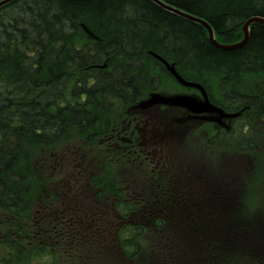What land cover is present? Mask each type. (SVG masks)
Masks as SVG:
<instances>
[{"label": "trees", "instance_id": "trees-1", "mask_svg": "<svg viewBox=\"0 0 264 264\" xmlns=\"http://www.w3.org/2000/svg\"><path fill=\"white\" fill-rule=\"evenodd\" d=\"M145 1L155 10L148 17L135 7L133 0H12L5 4L7 9L0 14V82L7 84L3 90L0 88V130L3 134L7 131L10 137L0 141V207L12 215L17 212L24 217L31 205L29 199L47 196L44 183L50 166L58 167L71 161L74 165L71 170H84L85 175H88V166L93 169L100 166L103 175L94 173L90 186L97 190L98 200L117 196L121 209L126 211L123 218L128 216L129 208L122 199L119 181L113 183L106 177L113 172L117 161L94 157L88 150L81 149L95 142V136L108 131L120 112L119 107H113L117 97L129 102L141 95L137 93L139 89L133 87L138 73L148 78L147 67L139 60L147 46L156 51L166 46L175 47L169 53L160 51L164 56H180L187 60L182 63L184 67L200 69V73L221 69L264 70V25L253 24L244 46L225 51L207 40L199 24ZM167 1L204 17L214 30H220L219 33L225 29L222 24L236 21L229 30L235 33L248 16H264V0ZM208 9L216 14L214 18L205 14ZM166 14L189 26L168 25L170 20ZM81 18L93 25L92 31L98 39L76 26ZM112 35L117 36L115 43L104 41ZM76 36H81L78 40L81 47L73 41ZM128 47L133 51L127 52ZM83 51L88 55L84 56ZM111 57L117 64L110 73L106 70ZM105 60L107 66L99 68ZM70 69L74 71L70 75L80 78L82 86L72 83L67 88L66 75ZM86 81L91 82L88 88H85ZM16 118L20 122L10 127V120ZM59 119L66 124L61 132L56 130ZM224 135L230 136L228 132L223 138ZM60 144L74 149L69 162L59 161L60 156L55 153ZM177 222L185 231L191 229V233L176 248L171 241L167 246L158 243L150 252H145L137 240L141 227L132 223L123 235L122 253L116 249L115 254H123L130 264H264V250L252 247L251 243L255 242L251 238L246 239V246L242 242L245 235H258L253 233L258 231L256 225L232 220L225 234L222 221L212 224L197 219L188 222L186 227ZM75 225L71 222L70 227ZM73 239L80 242L76 246H104L100 237L92 241L88 237L77 239L69 235L68 242ZM26 249L10 241L1 247L0 259L6 264L18 259L27 261Z\"/></svg>", "mask_w": 264, "mask_h": 264}, {"label": "rangeland", "instance_id": "rangeland-1", "mask_svg": "<svg viewBox=\"0 0 264 264\" xmlns=\"http://www.w3.org/2000/svg\"><path fill=\"white\" fill-rule=\"evenodd\" d=\"M209 10L210 9H208V12L211 13V11H209ZM118 14H120V13H118ZM240 33H241L240 27H238L237 32H235V33H233V32L227 33L226 32L224 35H218V37H222V39L224 41H227V42L235 41V40L239 39ZM188 71H190L189 73H191L190 69ZM249 72H251V71H249ZM148 74H149V78L154 79V82H156L157 78H159L158 83H157L158 84L157 89L159 88L161 91L173 92V91H177V89H181L180 85L175 80H173L171 77H169L167 74H165V76H163V74H161V73L158 74L153 70H149ZM191 74H193V73H191ZM234 74H237V73L231 72L227 69H221V70L211 71V75H208L206 71L204 73H200V76H201L200 78L203 79L208 84V90L210 91L212 97L216 101L222 102V103L225 102V100L230 101L236 97L258 96L260 93L262 94L264 92V78H262L261 75L250 74V73L242 74L240 79L239 80L237 79L238 81H240L241 86H239V87L234 86L231 88L230 86L227 85V82H229V78L232 77ZM194 76H196V74ZM155 77H157V78H155ZM242 77H243V79L241 80ZM160 80H161V82H160ZM256 84H258V85H256ZM148 90H150V89H148ZM143 96H144V94H143ZM234 102L235 101H233V103ZM225 103H227V102H225ZM235 103L238 104L239 102L237 101ZM128 119H132V118H128ZM205 132H206V129H202V130H199L198 133L190 134V138H186V139L188 142H190L191 139L193 141H191L190 144L189 143H187V144H189L190 146H192L193 148L196 149V151H194V153H193L195 156H197L198 154H200L202 156L208 155L210 157V159H213L211 161L212 162L211 166L213 169L216 168L214 165L220 164L221 166H223L224 155L228 151V148L224 147L223 145H220L218 143H212L211 142L209 144L208 138L204 134ZM198 151H200V153H198ZM94 152L99 153L98 148H95ZM255 154L258 156L259 160H261V157L264 160V152L259 153L256 151ZM228 158L230 160L229 155H228ZM131 170L132 169H125V171H127L128 173L131 172ZM225 170H227V169H220L222 176H224ZM233 171H238L236 166L233 168ZM149 172H150V170H147V169L144 170V173L146 175H148ZM133 173H136L135 170L133 171ZM239 173L243 174V172L241 170L239 171ZM140 174L143 175V172H140ZM243 176L245 178H247L248 176H251V175H249V172L247 171V172H245V175H243ZM109 178L111 179V178H113V176L110 175ZM144 181L145 180L142 179V182H144ZM47 182H48V178H47ZM47 182L44 183L45 186H46ZM68 182H69V180H68ZM70 182H69L68 187H72L70 185ZM142 182H139V183H142ZM237 183H238V181H237ZM246 183H247V181H246ZM250 184H251V190L252 191H250L248 193V195L246 196L247 206L245 205L244 212L247 215L242 216L243 218L251 217L252 214H254L256 212H257V214L262 213L264 215V167H263V171L257 172V174L255 173L254 180H252ZM146 186L148 188H150V186L148 184H146ZM153 190L155 191L154 188H153ZM152 194H153V192H152ZM125 198L127 201V196H125ZM29 201L31 204L29 207V214L30 215L25 220V221H27V224H28V228L26 229L27 232H28V230H31L33 227L40 228V227L47 226V223L45 222V220L42 217H39V215H41V213L43 211H45V212L49 211L46 208H42L38 212L37 211V205H36L37 200H35V198H31V199H29ZM180 204H183V203H180ZM171 205L176 206L175 204H171ZM149 208H150V206L146 205L144 207V210L140 211L138 209L135 213L132 214L133 218H140V219H138V223H140L142 228L139 230V235L137 236V240L140 241L141 246H142V250H144L145 252L146 251L150 252V249L152 250L153 248H155V246L160 241V240H158V234L160 232L164 231L165 229L169 230V231H173V228L170 225H168L169 228H166L167 226H165V224H164L163 227L165 229L163 228L162 231L158 232L152 226L151 221H149L148 219H142L143 217L142 218L140 217L141 214L144 213L146 215V213L148 211L147 209H149ZM213 211H216V209L214 208ZM234 211H237V210H234ZM139 213H141V214H139ZM216 217L217 216L215 215V212H214L213 219ZM256 218H258V217H256ZM3 220L6 221L7 217H4ZM34 220H39L40 222L35 223ZM262 221H264V220H262ZM214 222H216V221H214ZM165 223L167 224L168 221H165ZM256 223L260 224V222H256ZM19 225H20V223H19ZM23 225L24 224L22 223V227H24ZM115 226H116L115 223H113L112 231H114ZM16 227H17V225H16ZM1 228H4V233H5L4 236L11 235L12 231H14L11 228V226H9L8 224H5ZM175 230H177V228H174V231ZM107 232L108 231H101L100 235L104 236V235L108 234ZM92 237L93 236H89L88 238L93 241ZM47 240H49V239H47ZM51 240L52 239H50V241ZM167 240L170 243H171V241L174 242L173 240H171V238H168ZM34 245H36V243ZM92 247L100 249V247H98V246H92ZM89 249H91V247ZM83 251H84V258L81 259V264H92L90 258L93 256H91L89 254V252H88L89 250L85 251L83 249ZM71 254L73 256H75L76 258L82 257V255L75 254V251L71 252ZM95 254H96V256L100 255V252L98 251ZM27 256H28L27 262H25V261L22 262L21 259H18L19 262L16 264H73L71 261L67 262V260L70 258V255L67 254L66 252L59 251V248H57L55 250H45L44 252H37V251L31 250V252H29V254Z\"/></svg>", "mask_w": 264, "mask_h": 264}, {"label": "flooded vegetation", "instance_id": "flooded-vegetation-1", "mask_svg": "<svg viewBox=\"0 0 264 264\" xmlns=\"http://www.w3.org/2000/svg\"><path fill=\"white\" fill-rule=\"evenodd\" d=\"M159 67L164 68L162 64H159ZM196 93L197 92L194 94ZM209 99H211L210 96ZM246 102L249 104L241 108L239 107L240 110L234 109V107L229 104L226 106L224 103H215L217 106L228 112H235L236 110H239V114L236 117L227 118L224 121L229 127V129L225 128L226 131H234L233 135L237 141L241 143V147L243 149H245L246 143H248V145H252V143L257 141L264 142V118H262V116H264V111H260L257 103L254 100H247ZM135 112L136 111H132V119L126 121V123L121 127L120 131H117V133L114 134L115 137L120 138L121 140L131 142L130 147L134 152L136 151V148H134L136 144H134L133 141H137V145H145L152 141L156 135L169 142L170 146H166V151L170 152V149L174 144V139L179 135V133L187 129L195 130L197 128L196 125L200 123L195 118L183 123H179L185 115L189 114L187 110L180 107L156 105L141 111H137V114H135ZM203 115L213 117L215 116V113L210 112ZM202 123L209 125L208 136L210 137L214 134L218 136V132L221 134L223 133L224 129L221 124L201 122L198 126H201ZM213 130L214 133H212ZM154 150V147H150L149 150L142 148L139 150V152L144 153V157H147L148 152L154 153ZM170 153H166V156L163 157L160 156L156 161V164L160 162L161 158H164V161H166ZM177 162H182V160L180 159ZM156 164L154 163L151 169H154ZM240 169H242L241 165ZM195 172V168L189 169L191 178L193 175H195ZM158 177L161 178V173H159ZM177 180L178 187H183L186 185L188 179L185 177H180L177 178Z\"/></svg>", "mask_w": 264, "mask_h": 264}, {"label": "bare ground", "instance_id": "bare-ground-1", "mask_svg": "<svg viewBox=\"0 0 264 264\" xmlns=\"http://www.w3.org/2000/svg\"><path fill=\"white\" fill-rule=\"evenodd\" d=\"M2 0H0V2H1ZM10 1H12V0H9V1H7L6 3H0V14H2V13H4V10H6L7 8H5V4H7L8 2H10ZM136 2L135 3V7L138 9V10H140L141 12H143V13H145L146 15V17H148L149 16V13L150 14H152V12H155V10H154V8L152 7V6H150V4L149 3H147V1H145V0H133V2ZM150 3L152 2L153 4H155V5H157L158 7H160L161 9H163V10H165L166 12H168V13H171V14H173V15H176V16H179V17H182L183 19H188V17L186 16V15H189V13H191V12H189V11H187V10H185V9H183V8H181V7H178V6H176V5H174V4H172V3H170V2H168L167 0H148ZM183 12V13H182ZM180 13H182V14H180ZM191 14H193V13H191ZM208 17H212V18H214V16L216 15V14H214V12L213 11H211V13H209V12H206L205 13ZM169 18V20H170V22L168 23V25H173V27L174 26H176V25H178V24H181V25H185V26H189L187 23H184V22H182V21H179V19H175L174 17H172V16H170V15H168V14H166ZM196 18H200V19H202V20H205V21H207V19H205L204 17H202V16H199V15H196V14H193ZM144 16V17H145ZM262 18H264V16L263 15H260ZM249 18V16L247 17V18H245L244 19V21L242 22V23H240L239 24V26L238 27H240V31H241V33L239 34L240 35V37H239V40H242L243 39V37H244V33H243V25H244V23L246 22V20ZM136 21L138 20V21H140V19H138V18H136L135 19ZM136 21H134V22H136ZM9 24L11 25V22H9ZM235 24H237V22L235 21L234 23L232 22V23H230V24H225V25H220V26H222V27H224L225 29H223L222 30V32H220L219 33V31L220 30H215V31H212V37H213V39L215 40L217 37H218V35H224L226 32L228 33L229 32V30H230V27H232V25L234 26ZM253 24H261V25H264L263 23H256V22H250L249 24H248V26H247V32H248V37H247V40L242 44V45H240V46H238V47H242V46H244L245 44H246V42L248 41V39H249V35H250V30H251V26L253 25ZM12 25H13V23H12ZM76 26H78L80 29H82L85 33H86V35H88V36H90L91 38H92V32L94 31V29H93V25L91 24H89L88 22H85V20H83L82 18L81 19H78L77 21H76ZM148 29V28H147ZM93 30V31H92ZM203 32V31H202ZM218 32V33H217ZM236 32V31H235ZM132 33H138V31L137 30H132ZM201 33V32H200ZM206 38H207V40L214 46V44L212 43V41L210 40V38H209V33L207 32H205V35H204ZM116 35H112V36H108V37H105V42H114L115 43V39H116ZM81 39V36H76V37H74L73 38V41L78 45V47H81V46H79V42L80 41H78V40H80ZM89 45V44H88ZM27 46H29V45H26V47ZM215 47V46H214ZM238 47H236V48H238ZM174 48L175 47H171V46H166L165 48H162V49H160V50H162L163 52H165V53H169V50H174ZM231 49H235V48H231ZM160 50H153V49H151V47L150 46H147L146 47V49H145V51H143V55L141 56V58L139 59L140 60V64L141 65H143V64H145V66L147 67V71H149V70H151L153 67H154V56L155 55H158V56H160L165 62H175V64L177 65V66H180L182 69H183V71L186 73V74H188V75H190V76H194L195 74L196 75H200V69L198 70V69H193V68H191L190 70H191V73H193V74H191V73H189L190 71H188L189 70V68L187 69V67H184L183 65H182V63H185L187 60H185V59H182L180 56L179 57H176V58H173V57H171V56H164L162 53V51H160ZM221 50H225V51H227V50H230V49H221ZM126 51L128 52V51H133V48L132 47H128V48H126ZM159 51V52H158ZM84 53H83V55L85 56V55H88V53H86L85 51H83ZM92 52H93V50H92ZM92 52H89L90 54L92 53ZM161 52V53H160ZM110 60H111V63H109L108 64V66H107V63H106V60H105V62L104 63H102V64H100L101 66H99V68H105V66H107V70L106 71H110V73L111 72H113V70H114V66L117 64L116 63V61L114 60V58H109ZM117 67V66H116ZM72 72L74 73V71H73V69H70V70H68V73H67V75H66V77L69 79L68 80V87L67 88H69V86L72 84V83H75L77 86H82L81 85V83H83V82H81L80 81V78H77V79H74V76H71L70 75V73L72 74ZM235 73H237V74H234L232 77H228L229 78V82H227V85L228 86H230L231 88L232 87H234V86H241V83H240V81H238L239 79H240V77H241V75L242 74H247V73H249V71H246V70H244V71H242V72H239V71H237V72H235ZM252 73H255V74H258V75H261L262 76V78H264V70H261V69H256V70H254V71H252ZM76 74V73H75ZM207 74L208 75H211V72H207ZM147 75H148V78H144V76H142L141 75V73H138V75L136 76V79H137V82H136V84L134 85V87H133V89L135 88V87H137L139 90L138 91H140V92H137L138 93V95L139 94H141L142 92H144L145 91V89L150 85V78H149V74H148V72H147ZM238 79V80H237ZM243 79V77L241 78V80ZM93 80H94V78H93ZM5 84H7V82H5V81H1L0 82V88L2 89V87L5 85ZM90 84H91V82H90ZM89 82L88 81H86V83H85V88H88L89 87ZM132 89V90H133ZM3 90V89H2ZM84 88H83V90H82V93H81V96H82V98L84 99L85 98V93L86 92H84ZM65 92H66V89L64 90V94H65ZM15 95H16V93H15ZM128 101H124L123 99L121 100V98H118L117 97V100H115V102H113V106H122V105H124L125 103H127ZM73 103H75V101L73 102ZM72 103V104H73ZM18 122H20L19 121V119L18 118H16V120H10V122H9V126L11 127V126H15V125H17V123ZM57 124H58V126H57V129L56 130H60V132L62 131V130H64L65 128H66V124H65V122L62 120V119H59V121H57ZM5 134H6V136H5V134H3V132L0 130V136L1 135H4V138H1L0 139V141L1 140H3V139H7V138H9L10 137V135L7 133V131H5L4 132ZM17 152L19 153V151L17 150Z\"/></svg>", "mask_w": 264, "mask_h": 264}, {"label": "water", "instance_id": "water-1", "mask_svg": "<svg viewBox=\"0 0 264 264\" xmlns=\"http://www.w3.org/2000/svg\"><path fill=\"white\" fill-rule=\"evenodd\" d=\"M7 1H9V0H2L0 3L3 4V3H6ZM182 13H180V14H182ZM186 16L188 18H190V19H193V20H196V21H199L200 23H202L206 27V29H207V31L209 33V38L212 41V43L215 46H217L219 48H222V49H231V48H235L236 46L242 45L247 40V37H248L247 26H248V24L250 22H260V23H264V18H262V17H259V16L249 17L246 20V22L244 23V25H243V33H244L243 39L241 41L237 42V43L223 45V44H220V43L216 42V40L213 39V37H212V30H211L210 26L208 25V23H206L202 19L196 18L195 16H192L190 14L189 15H186ZM168 67L171 70L172 74L177 78V80L180 83H182L184 85H190V86L197 85V84H195L193 82H188V81L184 80L183 78H181V76L178 75V73L173 69L172 66H168ZM202 91H203V89H202ZM157 99L162 100V101H165V102H168V103L186 105L187 107H190L191 108V105L187 103L188 102V98H185V97H182V96H175V97H172V98H165L163 96H160V97H157Z\"/></svg>", "mask_w": 264, "mask_h": 264}]
</instances>
